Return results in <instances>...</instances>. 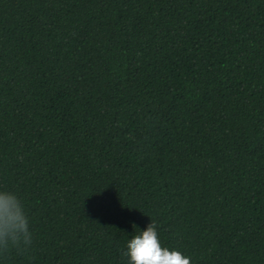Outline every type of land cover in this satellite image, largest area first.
<instances>
[{
    "label": "trees",
    "instance_id": "16d2710c",
    "mask_svg": "<svg viewBox=\"0 0 264 264\" xmlns=\"http://www.w3.org/2000/svg\"><path fill=\"white\" fill-rule=\"evenodd\" d=\"M0 190V264H264V0H0Z\"/></svg>",
    "mask_w": 264,
    "mask_h": 264
},
{
    "label": "clouds",
    "instance_id": "9594fccd",
    "mask_svg": "<svg viewBox=\"0 0 264 264\" xmlns=\"http://www.w3.org/2000/svg\"><path fill=\"white\" fill-rule=\"evenodd\" d=\"M156 227L155 222H149L127 242L123 255L129 264H190V257L161 246ZM31 243L29 216L21 199L14 192L0 190V252L24 250Z\"/></svg>",
    "mask_w": 264,
    "mask_h": 264
}]
</instances>
